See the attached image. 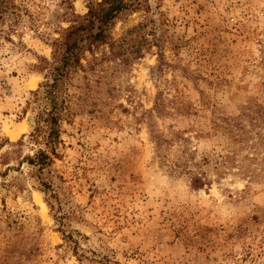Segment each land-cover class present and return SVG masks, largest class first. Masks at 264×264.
<instances>
[{"label":"rangeland","instance_id":"obj_1","mask_svg":"<svg viewBox=\"0 0 264 264\" xmlns=\"http://www.w3.org/2000/svg\"><path fill=\"white\" fill-rule=\"evenodd\" d=\"M6 1L0 264H264V0H124L53 142L45 84L99 0Z\"/></svg>","mask_w":264,"mask_h":264},{"label":"trees","instance_id":"obj_2","mask_svg":"<svg viewBox=\"0 0 264 264\" xmlns=\"http://www.w3.org/2000/svg\"><path fill=\"white\" fill-rule=\"evenodd\" d=\"M124 0H99L92 2L88 6L87 12L83 15L80 21L67 27L63 32V39L60 43L64 47V51L61 58V64L56 67V74L51 83L45 84L47 86L46 93L51 98L53 106L50 111L47 112L46 121H50V130L48 137L51 142L54 141L55 130L52 128L54 122L57 119L58 109L62 108L63 104H57L54 100L55 90L58 80L65 74L66 69L69 66L77 65L79 61V56L81 53L79 42L84 38H91L92 41L102 39L105 36V31L108 26L111 25L112 20L116 14L123 9L125 5ZM2 7H9L6 0H0V18L4 17V12ZM95 28V32L93 29ZM64 108V107H63ZM48 155L44 151H40L35 155L31 161L38 163L40 165L46 164V159Z\"/></svg>","mask_w":264,"mask_h":264},{"label":"bare ground","instance_id":"obj_3","mask_svg":"<svg viewBox=\"0 0 264 264\" xmlns=\"http://www.w3.org/2000/svg\"><path fill=\"white\" fill-rule=\"evenodd\" d=\"M12 132V131H11Z\"/></svg>","mask_w":264,"mask_h":264}]
</instances>
